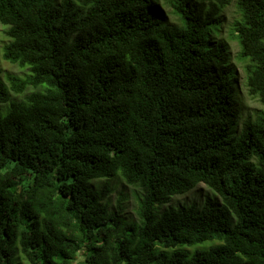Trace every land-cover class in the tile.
<instances>
[{"label":"trees","instance_id":"trees-1","mask_svg":"<svg viewBox=\"0 0 264 264\" xmlns=\"http://www.w3.org/2000/svg\"><path fill=\"white\" fill-rule=\"evenodd\" d=\"M232 2L0 0L3 58L29 69L0 64V264H264V0L229 34L263 106L245 119ZM119 173L137 221L93 185ZM201 183L200 209L157 211Z\"/></svg>","mask_w":264,"mask_h":264},{"label":"rangeland","instance_id":"rangeland-1","mask_svg":"<svg viewBox=\"0 0 264 264\" xmlns=\"http://www.w3.org/2000/svg\"><path fill=\"white\" fill-rule=\"evenodd\" d=\"M163 2L165 0H160L161 5H163ZM163 11L164 15L167 16L168 20H174L176 17L170 12V9L163 5ZM225 16V22L223 25V30L221 33L222 38L227 39L230 43L231 52L233 56V64L236 66V75L238 82L240 83V99L242 102L243 112H242V118H247V116L255 114L257 110L263 109V106L261 103L250 97L245 86V71H244V64L240 63L237 59L239 51H240V45L239 43L234 40L230 39V28L232 27V24L235 22V20L239 19L241 17L240 11L238 10L236 6V0H233L232 4L228 6L224 11ZM9 38L5 34V27L0 23V64L3 68V74L1 80L7 81V77L10 74L20 75L24 76L26 73H28V68H21L17 64H12L8 61H6L3 58L2 50L6 43H8ZM45 86H41L37 89V91H43L45 89ZM33 88H30L28 92H31ZM14 98H17L19 100L23 99V95H13ZM6 108V113L8 111L9 105L1 106V109ZM93 185L98 188L102 189L105 186L109 189V194L105 200V202L108 205V208L111 212L118 213V210L120 207H122L123 212L122 216L126 218L127 220L137 221L139 219L138 216V210H139V203H140V197L142 195L141 189L135 186H131L125 182L122 175L119 173L118 176L112 178V179H102V180H96L94 181ZM217 197V194L214 190L209 188L205 183L199 184L194 190L189 192L185 195H178L174 197L173 201L169 204L165 205H157V211L162 206V210H164L166 207V210L171 209H177L180 206L185 207H195L200 209L205 205V202L207 199H214ZM175 207V208H173ZM213 243V242H208ZM197 246H185L177 248V250H183L184 248L187 250L194 249L196 250ZM191 247V248H190ZM174 250H172L173 252ZM86 257L84 253H80L77 259V264H85ZM28 264V263H24Z\"/></svg>","mask_w":264,"mask_h":264}]
</instances>
